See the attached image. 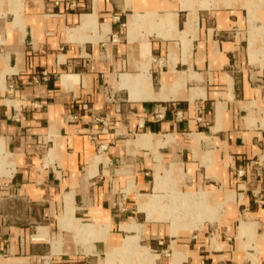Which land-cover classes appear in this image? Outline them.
Wrapping results in <instances>:
<instances>
[{
  "label": "crops",
  "instance_id": "0c3cea01",
  "mask_svg": "<svg viewBox=\"0 0 264 264\" xmlns=\"http://www.w3.org/2000/svg\"><path fill=\"white\" fill-rule=\"evenodd\" d=\"M194 1L0 0V264H264V3Z\"/></svg>",
  "mask_w": 264,
  "mask_h": 264
},
{
  "label": "rangeland",
  "instance_id": "374dc122",
  "mask_svg": "<svg viewBox=\"0 0 264 264\" xmlns=\"http://www.w3.org/2000/svg\"><path fill=\"white\" fill-rule=\"evenodd\" d=\"M195 3H197V2H199V4L201 3V6L200 7H198L197 8V10L200 8H207V7H210L211 6V4L212 3H210V0H195L194 1ZM225 3H226V5L227 6H229V5H231V2H230V0H225ZM263 3H264V0H258V2H257V0H252L251 2H249L248 4L250 5L249 7L252 9L251 10V20L254 22V20H255V10H257L259 7H261L262 5H263ZM210 5V6H209ZM244 16L246 17L247 16V14H246V11H244ZM250 28V27H249ZM252 29H254V30H257L258 31V34L261 36V38H262V42H263V40H264V23H263V25L262 26H260V27H255L254 25H253V28ZM263 45H264V42H263ZM254 47V49L252 50V51H255L256 49H257V39H256V37H255V35H252V37H251V39H250V52H252L251 51V49ZM256 48V49H255ZM210 145H203V150H208V148H210L209 147ZM256 161L257 162H260V164H257L256 166L257 167H259L260 168V170L261 171H264V161H263V159H262V157L261 158H259V159H256ZM203 170H204V168H203ZM206 181H207V183H204V184H195V185H193V184H189V186L191 187H193V190L194 191H200V190H205V191H210V192H213V191H216V192H218L219 194H223V190H219V188H220V186L219 185H215L216 187H211L210 186V179H205ZM211 183H213V182H211ZM200 186H202V189H200ZM183 190L184 191H186V188H183ZM192 189L191 190H189V191H193ZM153 203V202H152ZM234 202H232V203H227V205L225 206V209H227V208H229L232 204H233ZM201 204H203V205H206L205 203H204V201L203 200H201V201H196V202H193V201H187V200H184V201H182V203L180 202L179 204H178V207H177V209L178 210H181L180 212L177 210V212L175 213V214H173V213H171L172 215H179V216H182L185 220H187L189 217H191V216H194V215H197V214H199L200 213V211L198 212V208H199V205H201ZM170 205V204H169ZM202 206V205H201ZM168 207V206H167ZM171 207V206H170ZM195 208H196V210H195ZM207 208V207H206ZM206 208H204V210H206ZM224 208V207H223ZM241 208H242V206H241ZM170 209H172V208H170ZM201 209V208H200ZM187 211V212H184V211ZM195 210V214L193 213V211ZM202 211L201 210V212L202 213H205V211ZM139 220L141 221V222H144L145 221V215H140V217H139ZM184 220V221H185ZM175 221H176V218H175ZM214 224H216V222H206V227H211V225H214ZM164 225H169L168 223H166V224H164ZM132 239V238H131ZM140 242H141V244L142 245H146L147 244V242H148V239H146L145 238V236L143 235L142 237H141V239H140ZM165 248H167V247H165ZM145 250V249H144ZM153 251V250H152ZM154 252V251H153ZM138 259H136V260H134V258L133 259H127V258H121V257H119L117 260H116V263H114V264H146V259H144V258H142V259H140L139 257H137ZM167 259H169L168 257H166ZM106 256H104L103 257V259H102V261H101V264H106ZM165 259V257L163 256V258H162V260H158L156 263L157 264H164L162 261ZM153 264H155V262L153 263Z\"/></svg>",
  "mask_w": 264,
  "mask_h": 264
},
{
  "label": "built area",
  "instance_id": "2783aa9c",
  "mask_svg": "<svg viewBox=\"0 0 264 264\" xmlns=\"http://www.w3.org/2000/svg\"><path fill=\"white\" fill-rule=\"evenodd\" d=\"M49 80H50L49 75L46 72L42 73L41 77H37V76L34 77V81L37 83H39L41 81L48 82ZM38 107H41V106L38 105ZM102 149L105 150L106 147L103 146ZM203 264H205V263H203Z\"/></svg>",
  "mask_w": 264,
  "mask_h": 264
}]
</instances>
